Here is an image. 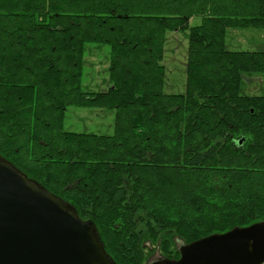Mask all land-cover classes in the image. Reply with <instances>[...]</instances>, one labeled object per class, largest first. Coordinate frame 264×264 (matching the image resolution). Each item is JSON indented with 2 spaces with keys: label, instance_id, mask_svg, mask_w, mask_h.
Segmentation results:
<instances>
[{
  "label": "trees",
  "instance_id": "trees-1",
  "mask_svg": "<svg viewBox=\"0 0 264 264\" xmlns=\"http://www.w3.org/2000/svg\"><path fill=\"white\" fill-rule=\"evenodd\" d=\"M230 27L264 28V0H0V155L118 264L263 221L264 96L240 89L264 51L228 50ZM169 31L188 32L184 93L164 92ZM89 43L110 47L103 92L82 86ZM69 106L115 109L114 134L66 131Z\"/></svg>",
  "mask_w": 264,
  "mask_h": 264
},
{
  "label": "water",
  "instance_id": "water-1",
  "mask_svg": "<svg viewBox=\"0 0 264 264\" xmlns=\"http://www.w3.org/2000/svg\"><path fill=\"white\" fill-rule=\"evenodd\" d=\"M179 251V258L149 264H264V220L180 244ZM0 264L118 263L93 221L0 155Z\"/></svg>",
  "mask_w": 264,
  "mask_h": 264
},
{
  "label": "rangeland",
  "instance_id": "rangeland-1",
  "mask_svg": "<svg viewBox=\"0 0 264 264\" xmlns=\"http://www.w3.org/2000/svg\"><path fill=\"white\" fill-rule=\"evenodd\" d=\"M201 20V16H193L190 19V26L200 24ZM225 44L230 51H264V28H227ZM188 51L187 31L167 33L162 59L166 70L165 93L186 91ZM83 64V89L93 92L108 90L110 86V47L97 43L87 44ZM240 92L245 95L264 96V72H245L242 75ZM64 129L75 133L112 135L115 132V109L69 106L66 110ZM160 258L162 256L155 247H152L147 263Z\"/></svg>",
  "mask_w": 264,
  "mask_h": 264
}]
</instances>
